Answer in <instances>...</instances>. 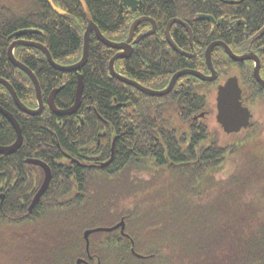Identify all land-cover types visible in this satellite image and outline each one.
<instances>
[{"label":"trees","instance_id":"16d2710c","mask_svg":"<svg viewBox=\"0 0 264 264\" xmlns=\"http://www.w3.org/2000/svg\"><path fill=\"white\" fill-rule=\"evenodd\" d=\"M85 1L108 38L123 36L127 17L122 0ZM54 2L65 15L55 12L48 0H0V77L6 78L23 103L32 107L37 105L34 84L10 61L9 37L25 29L39 30L23 38L46 45L62 65L78 62L83 54L88 21L81 4L78 0ZM261 15L264 19V12ZM147 50L120 61V72L128 73L130 68L133 77L148 80L145 58L155 63L157 74L166 67L169 71L175 68L172 58L162 56L160 48L144 54ZM15 53L38 76L44 99L65 83L56 104L66 108L74 103L75 71L55 69L37 48L20 46ZM113 53L92 36L88 61L81 72L83 98L95 107V112L87 111L88 105L83 104L81 109L86 115L81 118V109L64 117L50 109L30 116L23 127V149L1 157L0 177H7L10 194L0 230L12 232L15 239L7 243L11 251H0V264L9 254L12 257L8 264H75L78 257L87 256V229L102 226L93 225L100 222L112 226L121 220L125 221L128 236L119 230L91 236L90 251L98 255L101 264H264V108H253L257 117L252 126L234 134H226L216 116L206 115L198 121L190 118L206 109L203 96H199L201 109H193L197 99L190 101L191 113L181 120L175 113L176 102L163 104L168 97L147 96L112 77L109 62ZM261 72L264 76V66ZM247 78L253 86L248 100L254 104L264 97V89L252 72ZM121 96L123 111L130 114L136 108L145 122L134 120L132 129L124 130L132 133L120 136L113 164L94 172L79 166L72 171L55 168L57 174L46 198L34 214H25L17 181L20 154L31 155L33 147L42 145L40 151H35L36 156L51 166L67 162L64 153L75 159L81 152L82 139L97 138L103 130L98 114L117 120L120 114L114 98ZM0 104L20 121V111L2 84ZM81 119L86 121L84 125ZM0 120V144H12L16 133L1 114ZM69 135L71 138L66 140ZM54 140V148L44 146ZM103 150L111 151L110 146H103ZM96 236H100V242L94 240ZM1 241L0 247L4 248ZM19 245L20 252L15 250ZM19 254L20 261H16Z\"/></svg>","mask_w":264,"mask_h":264},{"label":"flooded vegetation","instance_id":"af4514ba","mask_svg":"<svg viewBox=\"0 0 264 264\" xmlns=\"http://www.w3.org/2000/svg\"><path fill=\"white\" fill-rule=\"evenodd\" d=\"M168 4H171V6H167ZM171 7H173V10L168 11ZM124 8L127 19L126 21H123L125 30L123 36H119L117 37L118 39L112 40L103 32L102 33L106 36V38L115 43H126L130 46L129 55L125 58H119L115 63L117 73L134 80L149 89L155 91L165 90L170 85L174 75L182 71L199 72L205 77H212L213 72L208 64L207 58L210 47L215 45L211 49V59L213 68L217 73V78L211 81L204 80L193 73L183 74L176 80L172 91L164 96L169 99L163 101V104H167L169 100L176 102L175 113L177 118L184 120V118L191 113L189 102L195 99H197V105H195L193 109H201L199 96H203L207 107L203 110L204 112L200 111L190 115V118L194 121H198L199 119L206 117V115L208 117L217 116L219 87L225 85L233 78L238 80L240 88L242 89L241 99L243 105L248 106L250 104L248 100L250 96L248 93L250 92L251 87H253L252 83L249 82L250 80L247 78L250 72H252L255 81L264 89L254 76L256 60L244 59L237 61L231 57L226 48L227 46L231 52L237 56L252 54L257 55L261 64L260 72L262 71L264 66V19H262L261 14L264 12V0H137L136 4H133L132 6L124 5ZM137 21L139 22L131 35L132 26ZM93 35L98 39L95 33H92L91 38ZM20 39L28 40L23 38V36H16L12 39H8L10 41L8 48L14 41ZM100 42L103 43L102 41ZM20 46L21 45H17L15 51ZM109 48L114 52L112 58L118 53L126 52L123 48ZM144 48L148 49L144 52V54H148L154 49L160 48L162 56L172 58V67L175 68L169 71V67H166L163 69L162 73L157 74L154 66L155 63L152 60L145 58V61H148V69L144 71L149 72L148 75L150 76H148V80L144 81L139 80L138 77H133L131 75L132 71H130V68L128 73L120 72L118 63L122 60H130L134 54H140ZM178 57L183 60L182 63H179ZM81 70L75 71L77 80L79 74H83ZM262 78L264 79L263 75ZM123 83L139 91L136 87L125 82ZM64 85L65 83L57 88L61 87V89H63ZM49 95L48 98H43L44 108L36 115L24 112L15 104L17 109L20 111V121L16 118L15 113L9 111L0 104V114L7 122L10 123L8 118L3 114L2 109L12 113L20 123L23 135V142L19 148L20 151L23 149V145L26 140L23 127L25 126L26 119H28V117L38 116L47 109H50L52 113L59 117L69 116L58 115L50 108L48 103ZM87 95L88 93H86V96ZM114 101L116 103L114 106L116 105L115 108H117V112L120 114L116 116L117 120L115 121L109 118L112 120L110 121L109 119L104 118L101 114H98L97 119L100 123H102L103 130L98 133L97 138H95V136H90L88 139H82L83 144L81 152L75 159H72L69 153H64V156H66L65 160H67V162L58 163L59 166H57V164L51 166L45 159L36 156L35 151H40L39 148H41L42 145L33 147V152H30L31 155L23 157V154H20V171L17 172V181L20 183V203H22V209H25L26 211L25 214H34L44 201L43 199L46 198V194L57 174V170L55 171V168H59V170H65L67 168L72 171L73 169L75 170L76 166H79L82 170L87 172L92 170L94 172L99 169H107V167H110L113 164L116 157V145L119 140H121L122 136L132 133L125 132L124 130L132 129L134 120L145 122V118H141V114H137L136 108L132 109L130 114L126 113L125 110L123 111L124 102H122V96L120 98L115 97ZM74 103L71 106H73ZM83 104L88 105L86 107L87 111L91 112L93 110L95 112V107L92 104H87L86 100L82 96L81 104L74 114L81 109ZM28 107L31 109H38V100L36 106ZM201 113H204L203 117L199 116ZM85 115L86 114H84L81 109L78 118L85 117ZM153 119L158 121L157 115H154ZM81 123L84 125L86 121L81 119ZM0 124H2L1 120ZM14 131L16 133L15 129ZM69 137L71 138L69 135L65 139L69 140ZM12 144H0V146H9ZM44 146L54 148L56 146V141L54 140L50 141V143H45ZM103 146H110L111 151H109V153L105 152L103 150ZM50 150L51 149H49V151ZM8 156L0 154V159L1 157ZM33 161H42L46 163L51 170L52 179L46 192L41 196L39 202L31 209L35 196L39 192L46 178L45 169ZM108 161H110L109 164L105 167L102 166V164ZM63 175V173L59 175L62 180L65 178ZM9 190L10 185L7 177H0V226H2L3 215L7 214L9 206ZM91 238L92 237H90V239ZM78 258L84 259V262L81 264L101 263L97 254L89 255L88 252L86 257L82 256ZM75 264H77V260Z\"/></svg>","mask_w":264,"mask_h":264},{"label":"water","instance_id":"95a60500","mask_svg":"<svg viewBox=\"0 0 264 264\" xmlns=\"http://www.w3.org/2000/svg\"><path fill=\"white\" fill-rule=\"evenodd\" d=\"M78 1L82 6V9H83L84 14L86 16V19L88 21V25H87V29H86L85 34H84L83 56H82L81 60L79 62H77L76 64L61 65V64L57 63L53 59L50 50L44 44H42L40 42L20 39V40L14 41L9 46L8 56H9V59L12 62V64L15 65L16 67L20 68L21 70L25 71L28 74V76L31 78V80L33 81V84H34L35 90H36L38 103H39V108L38 109L28 108L20 100L14 86L7 79L0 77V84L4 85L8 89V91L10 92L11 96L13 97L16 105L19 107V109H22L24 112H26L28 114H32V115L39 114L44 108V99H43V95H42V87H41L40 81H39L37 75L35 74V72L30 67H28L26 64L21 62L15 56L14 48L17 45H24V46H30V47L37 48V49L41 50L46 55L48 62L55 69L62 71V72H72V71L80 70L87 63L88 57H89V51H90L91 35H92V33H95L97 35L98 39L100 41H102L105 45H107L108 47L117 48V49L123 48L126 50L125 53H118L116 56H114L111 59L110 64H109L111 75L115 78L120 79L121 81H124V82L136 87L141 92L148 94V95H151V96L161 97V96L167 95L168 93H170L172 91V88H173L176 80L180 76H182L183 74H186V73H193L194 75H196V76H198L204 80H211L212 81V80L217 78V73H216L215 69L213 68L212 59H211V49L215 45L210 47V49L208 51V58H207L208 64H209V66L213 72L212 77H205L204 75H202L199 72L182 71V72L175 74L171 80L170 85L165 90H162V91H155V90L149 89V88L139 84L138 82H136L134 80H131L127 77H124L123 75L117 73V71L115 70V63L119 58H125L126 56L129 55L130 46L126 43L118 44V43H115V42L109 40L108 38H106V36L102 33V31L98 27V25L95 23V21L93 19L92 12H91L88 4L86 3V1L85 0H78ZM123 2H124V5H126V6H132L133 4L137 3V0H123ZM48 3L50 4L51 8L55 12H57L58 14H61V15H65L66 12L64 10H62L54 2V0H48ZM138 22L139 21L135 22L134 25L132 26L131 35H132L136 25L138 24ZM39 32L40 31L37 29H29V30L25 29V30H21V31L14 33L13 35L10 36V38L15 37V36L22 37V36L26 35L27 33H39ZM226 48H227L229 54L231 55V57L237 61H241L244 59H255L256 60V66L254 68V76L257 79V81L264 87V79L261 76V72H260L261 64H260V59L258 58V56L255 54L237 56L234 53H232L231 50L227 46H226ZM60 90H61V88H56L49 95L48 103H49L50 108L58 115H72V114H74L78 110V108L81 104V101H82V96H83V91H84L83 75L80 74L78 77L75 103L70 108L61 109L56 105V96ZM241 98H242V89L240 88L239 82L236 78L229 80L225 85L219 87L217 119H218V122L223 126V129L225 130L226 133L239 132L242 128H247L251 125L250 120L253 117V114L251 113V111L248 107L243 105ZM2 112L8 118V120L10 121V123L12 124V126L14 127V129L16 130V133H17V139L12 145L0 146V154H4V155L8 156V155L15 154L19 150V148L23 142V135H22V129L20 127V123L15 118V116L12 113H10L4 109H2ZM110 161L102 164V166H106L107 164L110 163ZM33 162L41 165L45 169L46 178H45L39 192L35 196V199L31 205V209L39 202V200L41 199V196L46 192V190L48 189V187L50 185L51 179H52L51 170L46 163H44L42 161H33ZM125 228H126L125 221L122 220L112 227H98V228L86 230L84 233V237L86 239L87 250L89 251V248H90V235L92 233L103 232V231L104 232H111V231H115L117 229H121L122 233L125 234ZM137 255H139V254H137ZM82 262H84V259L80 258V259H78L77 264H81Z\"/></svg>","mask_w":264,"mask_h":264},{"label":"rangeland","instance_id":"374dc122","mask_svg":"<svg viewBox=\"0 0 264 264\" xmlns=\"http://www.w3.org/2000/svg\"><path fill=\"white\" fill-rule=\"evenodd\" d=\"M248 107L251 109V111H252L253 108L257 109V107L260 108V109H263L264 108V97H259L257 99V101L254 102V104H249ZM255 116L257 117L256 114H254V117ZM93 225H102L103 227L111 226L107 222H100L99 224H93ZM99 227H101V226H99ZM93 228H95V227H93ZM101 233H104V232H101ZM12 237H13V233L12 232H10L8 230H0V239H2L1 242H3L2 245L4 246V248H2V246L0 247V251H2V250H10L11 251V246H8L7 243L11 239H15V238H12ZM94 240L97 241V242H100V236H96V239H94ZM15 250L20 252V245L19 246H15ZM4 255H6V253H4ZM11 257L12 256L9 254V256H7L6 259L4 260V264H8L9 263L8 259L11 260ZM19 259H20V254L17 256L16 261H20Z\"/></svg>","mask_w":264,"mask_h":264},{"label":"bare ground","instance_id":"6f19581e","mask_svg":"<svg viewBox=\"0 0 264 264\" xmlns=\"http://www.w3.org/2000/svg\"><path fill=\"white\" fill-rule=\"evenodd\" d=\"M33 82V81H32Z\"/></svg>","mask_w":264,"mask_h":264}]
</instances>
